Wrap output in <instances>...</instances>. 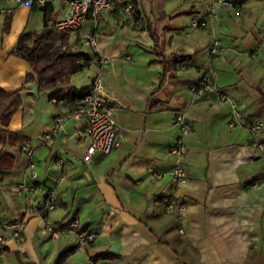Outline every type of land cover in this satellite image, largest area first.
<instances>
[{"label":"crops","instance_id":"crops-1","mask_svg":"<svg viewBox=\"0 0 264 264\" xmlns=\"http://www.w3.org/2000/svg\"><path fill=\"white\" fill-rule=\"evenodd\" d=\"M228 1L231 6L216 0H135L133 18L99 13L96 45L87 40L94 29L85 20L77 29L56 32L57 39L67 34L68 47L61 55L47 54L32 64L14 54L13 47L23 30L36 31L41 22L44 26L41 5L0 0V89L20 90L22 97L6 128L36 146L38 179H27L32 185L28 196L40 202L55 188V207L47 220L58 227L77 221L74 231L50 238L44 219L33 215L20 241L0 227L6 239L0 264H54L74 244L65 264H264V153L254 146L256 139L264 140V125L256 134L249 129L256 120L264 123V0ZM51 5L55 20L69 9L61 0ZM192 16L206 25L190 27ZM215 40L220 47L213 55ZM178 54L192 59L169 71L161 85L162 64L150 61ZM83 56L89 63L72 75L71 85L77 86L74 78L82 73L80 80L87 75V82L80 87H88L98 57H105V91L124 104L114 103L113 109L121 144L109 154L95 153L88 162L82 160L88 145L84 121L67 115L76 101L53 102L37 93L38 78L50 62ZM209 65L215 88L242 106V124L230 126L233 107L220 103L213 87L200 94L191 90ZM178 111L191 124L186 133L173 123ZM58 114L64 119L53 142L40 143L39 134ZM179 136L187 146V176L177 183L170 173L175 158L169 148ZM20 143H0V150L14 158L10 169L0 170V217L5 222L24 206L25 196L13 191L25 178ZM159 196L183 209L167 210L170 199L156 200ZM84 226L94 238L79 246L77 233ZM113 243L118 248L109 252ZM106 253L107 258L89 260Z\"/></svg>","mask_w":264,"mask_h":264},{"label":"built area","instance_id":"built-area-1","mask_svg":"<svg viewBox=\"0 0 264 264\" xmlns=\"http://www.w3.org/2000/svg\"><path fill=\"white\" fill-rule=\"evenodd\" d=\"M16 3L29 2L32 0H14ZM53 0H36L39 5H44L46 2ZM64 1L68 7L69 12L60 19L54 20L51 24L56 30L69 29L74 30L79 28L85 20L92 23L93 31L87 35V40L96 45L100 32L98 31V15L102 12L117 13L123 18H133L135 11L134 0H61ZM219 5L231 6L232 3L228 0H216ZM212 14H215L214 7L211 8ZM190 27L198 28L206 25L204 19H199L195 16L190 17ZM261 42L264 43V36L261 38ZM220 43L215 40L211 44L210 51L213 55H216L219 51ZM99 63L98 71L93 76L87 93L80 99L76 100L74 106L69 109L67 115L76 119L84 121L83 136L88 139V145L85 153L82 156L83 161H90L92 156L99 152L102 154H109L115 148H117L122 141V135L118 123L114 117L113 109L114 103L120 106H124L117 97L113 94H108L105 91L104 82V67L107 59L105 57H98ZM213 70L209 65L200 79L191 86V90L195 94H200L206 89H213L216 92L217 99L220 103H226L233 107V116L230 126L242 124L243 111L242 106L237 103L236 98L229 95L227 92L215 88L213 80ZM55 102L54 99H52ZM64 115L58 114L55 117V121L52 126L46 131L39 134L38 140L42 144H51L53 142L56 132L60 129ZM173 123L177 124L182 133H186L191 129V124L187 121L184 112L178 111L173 117ZM262 125V121L256 120L249 125L250 132L256 134ZM254 146L264 153V140L256 139ZM20 151L26 157V165L24 169L25 178L16 183L13 187V191L20 195H24V206L22 212L17 215L11 221H3L0 217V227L8 228L11 230V236L17 240H22L23 229L28 218L33 215H40L44 221V230L50 236V238H56L61 233L74 231L77 227V221L73 220L70 224L62 227L53 225L47 220V214L54 209L56 201L55 188H50L44 198L40 202L32 201L28 194L32 189V185L27 183V179H38L37 163L34 159L36 153V146L30 142L23 141L19 144ZM169 153L175 158V163L171 170L172 178L175 182H182L187 176L186 169V153L187 146L182 136H179L176 141L170 146ZM56 164L62 167L63 163L57 159ZM156 176L159 173L152 171ZM167 210H182L183 205H176L173 199H170L165 204ZM177 206V207H176ZM78 245L83 246L94 238V233L87 230L78 231ZM6 239L0 234V253L5 248Z\"/></svg>","mask_w":264,"mask_h":264},{"label":"trees","instance_id":"trees-1","mask_svg":"<svg viewBox=\"0 0 264 264\" xmlns=\"http://www.w3.org/2000/svg\"><path fill=\"white\" fill-rule=\"evenodd\" d=\"M36 0H32L31 7L34 8ZM135 4V0H134ZM135 8V7H134ZM43 10V22L44 26L41 31H28L23 30L13 47L14 54L26 59L28 62L34 64L46 57V55H61L68 47L67 34H63L59 39L56 36V29L50 26L52 23V17L50 13L52 11L51 2H46L41 5ZM8 15V14H7ZM151 35L154 39L155 46L158 45V37L155 32L151 31ZM151 60L150 63L159 62L162 64L163 73L161 76L160 84L163 85L165 81L166 74L176 69V67L184 62H189L192 57L188 54H178L171 59L162 58ZM89 63V60L83 56L81 60L75 58L63 59L60 57L57 60L50 62L44 72L38 78L37 93L47 96L49 100L54 99L55 102H60L62 100L73 103L76 100L82 98L89 88L82 87L77 88L71 85V77L75 73L81 71ZM31 76H28V80ZM22 103V97L20 90H15L12 92H5L0 89V143L8 144L14 146L22 141L29 140L26 136L21 135L18 132L11 131L6 128L9 124L12 115L19 108ZM14 158L11 154L2 152L0 150V170L2 172L10 169L13 165ZM170 199L167 196L156 197V200ZM74 219H70L67 223L63 225L66 226L70 224ZM84 226L80 231L85 230ZM77 248V245H70L58 254V257L54 264H65L68 256ZM109 254V253H108ZM99 254L95 256H89V260L94 262L101 258H107L110 255ZM24 264H36L34 262H26Z\"/></svg>","mask_w":264,"mask_h":264},{"label":"rangeland","instance_id":"rangeland-1","mask_svg":"<svg viewBox=\"0 0 264 264\" xmlns=\"http://www.w3.org/2000/svg\"><path fill=\"white\" fill-rule=\"evenodd\" d=\"M62 12V11H61ZM67 12H69V9L67 8L66 9V11H63L61 14H62V16H60L59 18H62ZM54 20L55 19H53L52 20V23L54 22ZM51 23V24H52ZM51 24H50V26H51ZM42 26H43V24H42V22H41V25H40V27H39V29L37 28V30H36V32H39V31H41L42 30ZM52 27V26H51ZM63 30H65V31H70L69 29H63ZM63 30H57V31H63ZM56 31V32H57ZM86 71V70H85ZM80 75H82V73H80V74H78V76H76L74 79V84H76L77 86H78V88L80 87V86H82V85H85L86 84V82H87V75L85 76V78H82V80H80V78H81V76ZM79 77V78H78ZM76 86V87H77ZM81 88V87H80ZM257 133V132H256Z\"/></svg>","mask_w":264,"mask_h":264},{"label":"water","instance_id":"water-1","mask_svg":"<svg viewBox=\"0 0 264 264\" xmlns=\"http://www.w3.org/2000/svg\"><path fill=\"white\" fill-rule=\"evenodd\" d=\"M117 248H118V245L113 243V244L109 247V252H116Z\"/></svg>","mask_w":264,"mask_h":264}]
</instances>
